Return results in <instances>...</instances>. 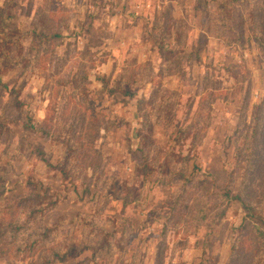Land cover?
Instances as JSON below:
<instances>
[{
  "label": "rangeland",
  "instance_id": "374dc122",
  "mask_svg": "<svg viewBox=\"0 0 264 264\" xmlns=\"http://www.w3.org/2000/svg\"><path fill=\"white\" fill-rule=\"evenodd\" d=\"M0 264H264V0H0Z\"/></svg>",
  "mask_w": 264,
  "mask_h": 264
}]
</instances>
